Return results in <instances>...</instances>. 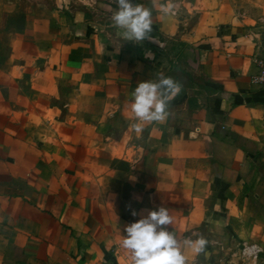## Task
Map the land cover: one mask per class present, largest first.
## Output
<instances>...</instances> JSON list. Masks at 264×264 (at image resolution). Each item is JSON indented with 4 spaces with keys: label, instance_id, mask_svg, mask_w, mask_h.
<instances>
[{
    "label": "crops",
    "instance_id": "0c3cea01",
    "mask_svg": "<svg viewBox=\"0 0 264 264\" xmlns=\"http://www.w3.org/2000/svg\"><path fill=\"white\" fill-rule=\"evenodd\" d=\"M132 2L152 9L151 39H123L114 0H49L40 45L0 0V264H130L125 227L161 206L179 239L209 242L187 264L263 256L264 0ZM161 73L181 91L137 133L132 93Z\"/></svg>",
    "mask_w": 264,
    "mask_h": 264
},
{
    "label": "clouds",
    "instance_id": "9594fccd",
    "mask_svg": "<svg viewBox=\"0 0 264 264\" xmlns=\"http://www.w3.org/2000/svg\"><path fill=\"white\" fill-rule=\"evenodd\" d=\"M117 10L111 17L113 27L122 30L120 35L125 41L142 42L151 39L153 30L152 9L132 0H114ZM156 0H153V8ZM162 14H175L177 5L172 0H164L159 5ZM153 58V57H148ZM181 85L172 77L159 74L156 80L139 82L132 93L129 108L135 123L130 127L137 133L141 132L142 123L162 122L170 114L168 111L171 100L181 91ZM135 216L137 213L132 212ZM173 224V217L166 207L158 210H147L146 215L127 225L126 235L120 247L128 255L130 264H187L184 248L193 253H203L208 240L198 233L179 239L168 226Z\"/></svg>",
    "mask_w": 264,
    "mask_h": 264
},
{
    "label": "rangeland",
    "instance_id": "374dc122",
    "mask_svg": "<svg viewBox=\"0 0 264 264\" xmlns=\"http://www.w3.org/2000/svg\"><path fill=\"white\" fill-rule=\"evenodd\" d=\"M9 1L16 3L15 4L16 7L19 8L17 11L10 10V13H11L10 17H13L14 13L19 14L20 16V22L16 20L13 21V27H18V29H20V33L22 34L25 32V30L28 31L29 33H33V34L36 33L37 35L39 34L40 40H38L37 42L40 45H44L46 40H43L44 39L43 37L46 38L45 34H47V28L44 27V24L48 19V14L46 13V10L44 9V7L47 5V2H49V0H9ZM29 19L30 20L35 19L34 20L35 22L40 21L43 23H40V27L37 29L33 27L32 25H29V23H25V24L23 23V20L24 22H27L29 21ZM10 27H12V20H10ZM13 43L14 42H12L11 40H8L4 42V45L10 49ZM27 43L28 45H26ZM18 46L20 48H27L31 50L33 47V44L32 42L22 41L20 42V44H18ZM253 63L255 64V67H256L255 75L259 74L261 71L264 70V41L261 42L260 55L254 58ZM250 246L252 245H248L246 247L242 245L241 248L237 250L240 256H236L235 254L230 256L231 254L229 252L228 253L219 252L218 260L220 261V263L218 264H228V262H225L227 256L230 258L233 257L232 259L235 260L234 261L235 264H262L260 261H259L260 263H258L257 260H264V254L263 256H258V255L256 256L253 254L254 252L252 253L250 252L249 254V249L245 251L244 248H247V247L250 248Z\"/></svg>",
    "mask_w": 264,
    "mask_h": 264
},
{
    "label": "built area",
    "instance_id": "2783aa9c",
    "mask_svg": "<svg viewBox=\"0 0 264 264\" xmlns=\"http://www.w3.org/2000/svg\"><path fill=\"white\" fill-rule=\"evenodd\" d=\"M251 81L253 83H256V84H259V85H263L264 86V70L261 71L259 74L253 76L252 79H251ZM250 252L251 253L253 252V248L252 247L249 248V254H250Z\"/></svg>",
    "mask_w": 264,
    "mask_h": 264
}]
</instances>
